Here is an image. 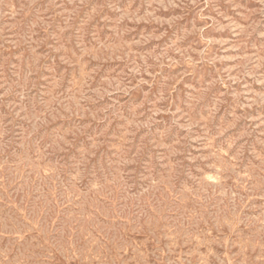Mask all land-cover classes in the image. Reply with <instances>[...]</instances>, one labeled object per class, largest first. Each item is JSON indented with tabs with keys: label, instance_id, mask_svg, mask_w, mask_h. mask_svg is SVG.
<instances>
[{
	"label": "rangeland",
	"instance_id": "rangeland-1",
	"mask_svg": "<svg viewBox=\"0 0 264 264\" xmlns=\"http://www.w3.org/2000/svg\"><path fill=\"white\" fill-rule=\"evenodd\" d=\"M0 164V264H264V0H0Z\"/></svg>",
	"mask_w": 264,
	"mask_h": 264
},
{
	"label": "bare ground",
	"instance_id": "bare-ground-1",
	"mask_svg": "<svg viewBox=\"0 0 264 264\" xmlns=\"http://www.w3.org/2000/svg\"><path fill=\"white\" fill-rule=\"evenodd\" d=\"M6 5H8V4H6ZM18 6H19V5H18ZM7 8H8V6H7ZM4 10H5V9H4ZM17 10H18V8H17ZM130 11H131V10H130ZM5 12H6V11H5ZM242 19H243V18H242ZM242 19H241V20H242ZM241 24H242V23H241ZM247 24H249V23H247ZM243 27H244V26H243ZM245 27H246V26H245ZM97 47H98V46H97ZM262 47H263V46H262ZM258 51H259V50H258ZM257 54H258V53H257ZM262 56H263V55H262ZM55 85H56V84H55ZM56 86H57V85H56ZM81 87H82V86H81ZM77 90H78V89H77ZM72 91H73V90H72ZM70 93H71V92H70ZM75 93H76V92H75ZM74 95H75V94H74ZM209 139H210V138H209ZM208 143H209V142H208ZM212 145H213V143H212ZM231 145H232V144H231ZM207 147H208V146H207ZM226 147H227V146H226ZM25 149H27V148H25ZM210 149H211V148H210ZM210 149H209V150H210ZM28 150H29V149H28ZM26 151H27V150H26ZM27 152H28V151H27ZM259 152H260V150H259ZM226 153H227V152H226ZM26 154H28V153H26ZM28 155H29V154H28ZM258 155H259V153H258ZM24 156H26V155H24ZM29 157H30V156H29ZM218 157H220V156H218ZM235 157H236V156H235ZM26 158H27V157H26ZM32 158H33V157H32ZM41 158H42V156H41ZM14 159H15V158H14ZM21 159H22V158H21ZM37 159H38V158H37ZM39 159H40V158H39ZM42 159H43V158H42ZM229 159H230V158H229ZM262 159H263V158H262ZM262 159H261V161H262ZM19 160H20V158H19ZM23 160H24V159H23ZM217 160H218V159H217ZM255 161H256V160H255ZM259 161H260V160H259ZM31 162H33V161H31ZM29 163H30V162H28V164H29ZM220 163H221V162H220ZM228 163H229V162H228ZM251 163L253 164V162H251ZM257 163H258V162H257ZM262 163H263V161H262ZM0 165H1V164H0ZM20 165H21V164H20ZM51 165H52V164H51ZM232 165H233V164H232ZM232 165H231V166H232ZM262 165H263V164H262ZM262 165H259V166H262ZM5 166H6V165H5ZM25 166H26V164H25ZM42 166H43V165H42ZM18 167H20V166H18ZM26 167H27V166H26ZM35 167H36V166H35ZM38 167H41V166H38ZM38 167H37V168H38ZM52 167H53V166H52ZM215 167H216V166H215ZM227 167H228V166H227ZM251 167H252V166H251ZM13 168H14V167H13ZM29 168H30V167H29ZM41 168H42V167H41ZM172 168H173V167H172ZM261 168H262V167H261ZM31 169H32V168H31ZM7 170H8V169H7ZM16 170H17V167H16ZM19 170H20V169H19ZM19 170H18V171H19ZM33 170H34V169H32V171H33ZM55 170H56V169H55ZM216 170H217V169H216ZM220 170H221V169H220ZM233 170H234V169H233ZM243 170H244V169H243ZM259 170H260V169H259ZM11 171H12V170H11ZM249 171H250V170H249ZM25 172H26V170H25ZM40 172H41V171H40ZM211 172H212V171H211ZM216 172H217V171H216ZM29 173H30V172H29ZM170 173H171V172H170ZM257 173L259 174V172H257ZM7 174H8V173H7ZM10 174H11V173H10ZM19 174H20V171H19ZM48 174H49V173H48ZM76 174H77V173H76ZM230 174H231V173H230ZM255 174H256V173H255ZM27 175H28V174H27ZM41 175H42V173H41ZM169 175H170V174H169ZM211 175H213V173H212ZM1 176H2V175H1ZM6 176H7V175H6ZM19 176H20V175H19ZM39 176H40V175H39ZM74 176H75V175H74ZM77 176H79V175H77ZM163 176H164V175H163ZM203 176H204V175H203ZM207 176H208V175H207ZM207 176H206V177H207ZM243 176H245V174H244ZM262 176H263V175H262ZM15 177H16V176H15ZM28 177H30V176H28ZM41 177H43V176H41ZM169 177H170V176H169ZM220 177H221V176H220ZM259 177H260V176H259ZM25 178H26V177H25ZM51 178H53V177H51ZM76 178H77V177H76ZM162 178H163V177H162ZM166 178H167V177H166ZM204 178H205V177H204ZM204 178H203V180H204ZM245 178H246V177H245ZM15 179H16V178H15ZM47 179H48V178H47ZM74 179H75V178H74ZM171 179H172V178H171ZM210 179H211V178H210ZM215 179H216V178H215ZM242 179H243V178H242ZM250 179H251V178H250ZM253 179H255V177H253ZM5 180H6V179H5ZM11 180H12V179H11ZM39 180H40V179H39ZM79 180H80V179H79ZM94 180H95V179H94ZM165 180H166V179H165ZM172 180H173V179H172ZM203 180H202V178H201V181H203ZM220 180H221V179H220ZM222 180H223V179H222ZM245 180H246V179H245ZM260 180H261V179H260ZM260 180H258V181H260ZM263 180H264V179H263ZM13 181H14V180H13ZM35 181H36V180H35ZM47 181H48V180H47ZM49 181H50V180H49ZM109 181H110V180H109ZM109 181H108V182H109ZM206 181H207V180H206ZM217 181H218V180H217ZM224 181H225V180H224ZM2 182H3V180H2ZM38 182H40V181H38ZM77 182H78V181H77ZM93 182H94V181H93ZM153 182H154V181H153ZM155 182H156V181H155ZM163 182H164V181H163ZM166 182H167V181H166ZM207 182H208V181H207ZM212 182H213V181H212ZM9 183H10V182H9ZM111 183H112V182H111ZM171 183H172V182H171ZM189 183H190V182H189ZM198 183H199V182H198ZM200 183H201V182H200ZM205 183H206V182H205ZM218 183H219V182H218ZM75 184H76V183H75ZM75 184H74V185H75ZM94 184H95V183H94ZM108 184H110V183H108ZM154 184H155V183H154ZM156 184H157V183H156ZM167 184H168V182H167ZM212 184H213V183H212ZM43 185H45V184H43ZM201 185H202V184H201ZM215 185H216V184H215ZM217 185H218V184H217ZM227 185H228V184H227ZM237 185H238V184H237ZM10 186H11V185H10ZM41 186H42V185H41ZM92 186H93V185H92ZM109 186H110V185H109ZM157 186H158V185H157ZM185 186H187V185H185ZM185 186H184V188H185ZM206 186H207V185H206ZM222 186H223V185H222ZM258 186H259V185H258ZM4 187H5V186H4ZM8 187H9V186H8ZM102 187H103V186H102ZM159 187H160V186H159ZM164 187H165V186H164ZM171 187H172V186H171ZM187 187H188V186H187ZM240 187H241V186H240ZM66 188H67V187H66ZM91 188H92V187H91ZM155 188H156V187H155ZM202 188H203V186H202ZM208 188H209V187H208ZM220 188H221V187H220ZM230 188H231V187H230ZM255 188H256V187H255ZM258 188H259V187H258ZM92 189H94V188H92ZM97 189H98V188H97ZM99 189H100V188H99ZM112 189H113V188H112ZM156 189H157V188H156ZM177 189H178V188H177ZM186 189H187V188H186ZM186 189H185V190H186ZM189 189H190V187H189ZM194 189H195V188H194ZM223 189H224V188H223ZM238 189H239V188H238ZM3 190H4V189H3ZM190 190H191V189H190ZM206 190H207V189H206ZM225 190H226V189H225ZM255 190H256V189H255ZM73 191H74V190H73ZM100 191H102V190H100ZM158 191H159V190H158ZM177 191H178V190H177ZM182 191H183V190H182ZM214 191H215V189H214ZM246 191H247V189H246ZM262 191H263V190H262ZM262 191H261V192H262ZM3 192H4V191H3ZM81 192H82V191H81ZM97 192H98V191H97ZM175 192H176V191H175ZM200 192H201V191H200ZM209 192H210V191H209ZM221 192H222V191H221ZM4 193H5V192H4ZM87 193H90V192H87ZM153 193H154V192H153ZM165 193H167V192H165ZM168 193H169V192H168ZM168 193H167V194H168ZM183 193H184V192H183ZM207 193H208V192H207ZM223 193H224V192H223ZM236 193H237V192H236ZM65 194H66V193H65ZM72 194H74V193H72ZM79 194H81V193H79ZM109 194H110V193H109ZM184 194H185V193H184ZM184 194H183V195H184ZM198 194H199V193H198ZM217 194H218V193H217ZM226 194H227V193H226ZM155 195H156V194H155ZM185 195H186V194H185ZM202 195H203V193H202ZM213 195H214V193H213ZM49 196H50V195H49ZM74 196H75V195H74ZM85 196H86V195H85ZM95 196H96V195H95ZM110 196H112V195H110ZM157 196H158V195H157ZM168 196H169V195H168ZM178 196H179V194H178ZM187 196H188V195H187ZM199 196H200V195H199ZM210 196H211V195H210ZM210 196H209V198H211ZM224 196H226V195H224ZM234 196H235V195H234ZM3 197H5V196L3 195ZM7 197H8V196H7ZM7 197H6V198H7ZM90 197H91V196H90ZM159 197H160V196H159ZM214 197H215V196H214ZM238 197H239V196H238ZM244 197H245V195H244ZM0 198H1V197H0ZM52 198H53V197H52ZM72 198H73V197H72ZM179 198H181V197H179ZM182 198H183V196H182ZM205 198H206V197H205ZM241 198H242V197H241ZM3 199H4V198H3ZM70 199H71V198H70ZM186 199H187V198H186ZM195 199H196V198H195ZM215 199H216V198H215ZM221 199H222V198H221ZM251 199H252V198H251ZM71 200H72V199H71ZM92 200H93V199H92ZM207 200H208V199H207ZM219 200H220V199H219ZM235 200H236V199H235ZM0 201H1V200H0ZM86 201H87V200H86ZM86 201H85V202H86ZM88 201H89V200H88ZM110 201H111V200H110ZM221 201H222V200H221ZM229 201H230V200H229ZM254 201H255V200H254ZM79 202H80V201H79ZM85 202H84V203H85ZM93 202H94V201H93ZM165 202H166V201H165ZM194 202H195V201H194ZM196 202H197V201H196ZM200 202H201V201H200ZM218 202H220V201L217 200V203H218ZM226 202H227V201H226ZM89 203H91V202H89ZM94 203H96V202H94ZM162 203H163V202H162ZM182 203H183V202H182ZM212 203H213V202H212ZM222 203H223V202H222ZM263 203H264V202H263ZM263 203H262V204H263ZM0 204H1V203H0ZM79 204H80V203H79ZM230 204H231V203H230ZM4 205H5V204H4ZM180 205H181V204H180ZM195 205H196V204H195ZM199 205H200V204H199ZM231 205H232V204H231ZM235 205H236V204H235ZM235 205H234V206H235ZM251 205H252V204H251ZM253 205H254V204H253ZM97 206H98V205H97ZM178 206H179V203H178ZM211 206H212V205H211ZM221 206H222V205H221ZM223 206H224V205H223ZM261 206H263V205H261ZM12 207H13V206H12ZM12 207H11V208H12ZM83 207H84V206H83ZM159 207H160V206H159ZM159 207H158V209H159ZM163 207H164V206H163ZM167 207H168V206H167ZM184 207H185V206H183V208H184ZM225 207H227V206H225ZM237 207H238V206H237ZM237 207H236V208H237ZM263 207H264V206H263ZM191 208H192V207H191ZM199 208H200V207H199ZM216 208H217V207H216ZM230 208H231V207H230ZM252 208H253V206H252ZM2 209H3V208H2ZM16 209H17V208H16ZM89 209H90V208H89ZM101 209H102V208H101ZM178 209H179V208H178ZM184 209H186V208H184ZM222 209H225V208L222 207ZM237 209H239V208H237ZM187 210H189V209H187ZM191 210H192V209H191ZM197 210H198V209H197ZM17 211H18V210H17ZM82 211H83V210H82ZM87 211H88V210H87ZM87 211H86V212H87ZM94 211H95V210H94ZM96 211H97V210H96ZM101 211L103 212V210H101ZM222 211H223V210H222ZM254 211H255V209H254ZM256 211H257V210H256ZM0 212H1V211H0ZM14 212H15V211H14ZM72 212H73V211H72ZM237 212H238V211H237ZM246 212H247V211H246ZM263 212H264V210H263ZM263 212H262V213H263ZM6 213H7V212H6ZM79 213H80V212H79ZM221 213H222V212H221ZM226 213H227V212H226ZM258 213H259V212H258ZM262 213H260V214H262ZM82 214H83V213H82ZM94 214H95V213H94ZM190 214H191V213H190ZM190 214H189V215H190ZM215 214H217V213H215ZM19 215H20V214H19ZM21 215H22V213H21ZM71 215H72V214H71ZM84 215H85V214H84ZM84 215H83V216H84ZM98 215H99V214H98ZM186 215H187V214H186ZM201 215H202V214H201ZM223 215H224V214H223ZM226 215H227V214H226ZM245 215H246V214H245ZM247 215H248V214H247ZM7 216H8V215H7ZM29 216H30V215H29ZM106 216H107V215H106ZM206 216H207V215H206ZM242 216H243V215H242ZM261 216H262V215H261ZM263 216H264V215H263ZM263 216H262V217H263ZM182 217H183V216H182ZM191 217H192V216H191ZM202 217H203V216H202ZM226 217H228V216H226ZM243 217H244V216H243ZM259 217H260V216H259ZM0 218H1V217H0ZM11 218H12V217H11ZM15 218H16V217H15ZM214 218H215V217H214ZM217 218H219V217H217ZM228 218H229V217H228ZM254 218H255V217H254ZM260 218H261V217H260ZM4 219H5V218H4ZM6 219H7V218H6ZM13 219H14V218H13ZM32 219H33V218H32ZM147 219H148V218H147ZM186 219H188V218H186ZM189 219H190V218H189ZM215 219H216V218H215ZM246 219H247V218H246ZM251 219H252V218H251ZM7 220H8V219H7ZM91 220H92V219H91ZM117 220H118V219H117ZM190 220H191V219H190ZM202 220H203V219H202ZM202 220H201V222H202ZM217 220H219V219H217ZM255 220H256V219H255ZM261 220H262V219H261ZM33 221H34V220H33ZM121 221H122V219H121ZM150 221H151V220H150ZM195 221H196V220H195ZM199 221H200V220H199ZM248 221H249V220H248ZM259 221H260V220H259ZM1 222H2V221H1ZM14 222L16 223V221H14ZM183 222H184V221H183ZM187 222H188V221H187ZM201 222H200V224H201ZM261 222H262V221H261ZM261 222H260V223H261ZM263 222H264V220H263ZM5 223H6V222H5ZM97 223H98V222H97ZM216 223H217V222H216ZM243 223H244V220H243ZM250 223H251V221H250ZM253 223H254V222H253ZM65 224H66V223H65ZM65 224H64V225H65ZM178 224H179V223H178ZM178 224H177V225H178ZM187 224H188V223H187ZM263 224H264V223H263ZM30 225H31V224H30ZM64 225H63V226H64ZM95 225H96V224H95ZM172 225H173V224H172ZM193 225H194V224H193ZM193 225H192V226H193ZM198 225H199V224H198ZM228 225H229V224H228ZM245 225H246V224H245ZM12 226H13V225H12ZM32 226H33V225H32ZM66 226H67V225H66ZM196 226H197V224H196ZM216 226H218V225H216ZM7 227H8V226H7ZM83 227H84V225H83ZM88 227H89V226H88ZM176 227H177V226H176ZM184 227H185V226H184ZM197 227H198V226H197ZM4 228H6V227L4 226ZM29 228H30V227H29ZM66 228H67V227H66ZM80 228H81V227H80ZM84 228H85V227H84ZM94 228H95V227H94ZM96 228H97V227H96ZM188 228H190V227H188ZM217 228H219V227H217ZM86 229H87V228H86ZM175 229H176V228H175ZM197 229H198V228H197ZM258 229H259V227H258ZM258 229H257V230H258ZM4 230H5V229H4ZM69 230H70V229H69ZM176 230H177V229H176ZM186 230H187V229H186ZM190 230H191V228H190ZM255 230H256V229H255ZM257 230H256V231H257ZM260 230H261V229H260ZM263 230H264V229H263ZM42 231H44V230H42ZM79 231H80V230H79ZM85 231H86V230H85ZM101 231H102V230H101ZM253 231H254V230H253ZM70 232H71V231H70ZM91 233H92V232H91ZM103 233H104V232H103ZM124 233H125V232H124ZM175 233H176V232H175ZM198 233H199V231H198ZM243 233H244V232H243ZM252 233H253V232H252ZM252 233H251V235H252ZM186 234H187V232H186ZM247 234H248V233H247ZM257 234H258V233H257ZM263 234H264V233H263ZM44 235H45V234H44ZM98 235H99V234H98ZM154 235H155V234H154ZM187 235H188V234H187ZM223 235H224V234H223ZM245 235H246V234H245ZM253 235H254V234H253ZM253 235H252V236H253ZM82 236H83V235H82ZM89 236H91V235H89ZM105 236H106V235H105ZM190 236H191V235H190ZM192 236H193V234H192ZM243 236H244V235H243ZM1 237H2V236H1ZM14 237H15V236H14ZM87 237H88V236H87ZM94 237H95V236H94ZM96 237H97V236H96ZM121 237H122V236H121ZM123 237H124V236H123ZM188 237H189V236H188ZM225 237H226V236H225ZM254 237H255V236H254ZM263 237H264V236H263ZM16 238H17V237H16ZM88 239L90 240V238H88ZM98 239H99V238H98ZM189 239H190V238H189ZM205 239H206V238H205ZM217 239H218V238H217ZM249 239H250V238H249ZM260 239H261V238H260ZM262 239H263V238H262ZM92 240H93V239H92ZM124 240H125V239H124ZM131 240H132V239H131ZM201 240H202V239H201ZM206 240H207V239H206ZM245 241H246V240H245ZM254 241H256V240H254ZM74 242H75V241H74ZM87 242H88V241H87ZM103 242H105V241H103ZM187 242H188V241H187ZM204 242H205V241H204ZM213 242H214V241H213ZM251 242H252V241H251ZM262 242H263V241H262ZM90 243H91V241H90ZM97 243H98V242H97ZM100 243H101V242H100ZM112 243H113V242H112ZM222 243H223V242H222ZM68 244H69V243H68ZM68 244H67V245H68ZM122 244H124V243H122ZM135 244H136V243H135ZM218 244H219V243H218ZM254 244H255V243H254ZM261 244H263V243H261ZM0 245H1V244H0ZM250 245H251V244H250ZM259 245H260V244H259ZM100 246H101V244H100ZM106 246H107V245H106ZM108 246H109V245H108ZM219 246H220V245H219ZM245 246H246V245H245ZM89 247H90V246H89ZM93 247H94V246H93ZM120 247H121V246H120ZM125 247H126V246H125ZM138 247H139V246H138ZM138 247H137V248H138ZM200 247H201V246H200ZM252 247H253V246H252ZM258 247H259V246H258ZM40 248H41V247H40ZM98 248H99V247H98ZM108 248H109V247H108ZM156 248H157V247H156ZM225 248H226V246H225ZM242 248H243V247H242ZM242 248H240V249L242 250ZM5 249H6V248H5ZM44 249H45V247H44ZM71 249H72V248H71ZM92 249H93V248H92ZM96 249H97V248H96ZM123 249H124V248H123ZM134 249H135V248H134ZM134 249H133V250H134ZM138 249H139V248H138ZM76 250H77V249H76ZM110 250H112V249H110ZM171 250H172V249H171ZM62 251H63V249H62ZM89 251H91V250H89ZM97 251H98V250H97ZM108 251H109V250H108ZM8 252H9V251H8ZM10 252H11V251H10ZM78 252H79V251H78ZM95 252H96V251H95ZM103 252H104V251H103ZM185 252H186V251H185ZM244 252H246V251H244ZM0 253H1V252H0ZM5 253H6V251H5ZM89 253H90V252H89ZM202 253H203V252H202ZM30 254H31V253H30ZM48 254H49V253H48ZM48 254H47V255H48ZM65 254H66V253H65ZM86 254H87V253H86ZM187 254H189V253H187ZM47 255H46V256H47ZM80 255H81V254H80ZM89 255H90V254H89ZM18 256H19V255H18ZM29 256H30V255H29ZM160 256H161V255H160ZM202 256H203V255H202ZM30 257H31V256H30ZM30 257H29V258H30ZM70 257H71V256H70ZM72 257H73V256H72ZM85 257H86V256H85ZM91 257H93V256H91ZM132 257H133V256H132ZM0 258H1V257H0ZM17 258H18V257H17ZM31 258H32V257H31ZM75 258H76V257H75ZM93 258H94V257H93ZM101 258H102V257H101ZM133 258H134V257H133ZM158 258H160V257H158ZM161 258H162V256H161ZM203 258H204V257H203ZM1 259H2V258H1ZM201 259H202V258H201ZM204 259H205V258H204ZM225 259H226V258H225ZM17 260H18V259H17ZM17 260H16V261H17ZM28 260H29V259H28ZM89 260H90V259H89ZM9 262H10V261H9ZM34 262H36V261H34ZM198 262H199V261H198ZM204 262H205V261H204ZM6 263H7V262H6ZM225 263H226V262H225Z\"/></svg>",
	"mask_w": 264,
	"mask_h": 264
}]
</instances>
